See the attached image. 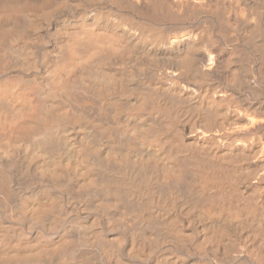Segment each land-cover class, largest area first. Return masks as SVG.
<instances>
[{
	"label": "bare ground",
	"instance_id": "obj_1",
	"mask_svg": "<svg viewBox=\"0 0 264 264\" xmlns=\"http://www.w3.org/2000/svg\"><path fill=\"white\" fill-rule=\"evenodd\" d=\"M0 264H264V0H0Z\"/></svg>",
	"mask_w": 264,
	"mask_h": 264
}]
</instances>
